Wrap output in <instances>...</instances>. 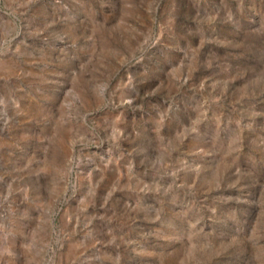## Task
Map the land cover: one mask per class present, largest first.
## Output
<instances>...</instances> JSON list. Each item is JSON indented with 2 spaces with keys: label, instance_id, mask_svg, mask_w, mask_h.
<instances>
[{
  "label": "rangeland",
  "instance_id": "1",
  "mask_svg": "<svg viewBox=\"0 0 264 264\" xmlns=\"http://www.w3.org/2000/svg\"><path fill=\"white\" fill-rule=\"evenodd\" d=\"M0 264H264V0H0Z\"/></svg>",
  "mask_w": 264,
  "mask_h": 264
}]
</instances>
